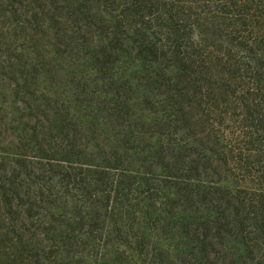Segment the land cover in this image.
Wrapping results in <instances>:
<instances>
[{
  "label": "trees",
  "instance_id": "trees-1",
  "mask_svg": "<svg viewBox=\"0 0 264 264\" xmlns=\"http://www.w3.org/2000/svg\"><path fill=\"white\" fill-rule=\"evenodd\" d=\"M0 264H264V0H0Z\"/></svg>",
  "mask_w": 264,
  "mask_h": 264
}]
</instances>
